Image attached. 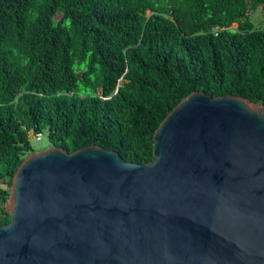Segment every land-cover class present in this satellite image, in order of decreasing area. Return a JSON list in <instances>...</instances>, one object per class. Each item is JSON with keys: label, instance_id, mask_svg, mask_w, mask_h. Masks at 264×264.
Segmentation results:
<instances>
[{"label": "trees", "instance_id": "trees-1", "mask_svg": "<svg viewBox=\"0 0 264 264\" xmlns=\"http://www.w3.org/2000/svg\"><path fill=\"white\" fill-rule=\"evenodd\" d=\"M264 0H0V226L30 131L74 152L154 160L188 95L264 105ZM237 25L236 28L233 25Z\"/></svg>", "mask_w": 264, "mask_h": 264}, {"label": "water", "instance_id": "water-1", "mask_svg": "<svg viewBox=\"0 0 264 264\" xmlns=\"http://www.w3.org/2000/svg\"><path fill=\"white\" fill-rule=\"evenodd\" d=\"M154 160L90 145L18 168L0 264H264V105L195 91Z\"/></svg>", "mask_w": 264, "mask_h": 264}, {"label": "rangeland", "instance_id": "rangeland-1", "mask_svg": "<svg viewBox=\"0 0 264 264\" xmlns=\"http://www.w3.org/2000/svg\"><path fill=\"white\" fill-rule=\"evenodd\" d=\"M248 16L256 25L264 27V7H259L257 9L250 10ZM233 27L236 28L237 25L235 24L233 25ZM32 144L34 149H30L26 151L25 153L26 158L29 157L31 154L38 152L39 150L45 148H51L54 146L50 141L47 132H44V135L40 140L36 138L32 139Z\"/></svg>", "mask_w": 264, "mask_h": 264}, {"label": "built area", "instance_id": "built-area-1", "mask_svg": "<svg viewBox=\"0 0 264 264\" xmlns=\"http://www.w3.org/2000/svg\"><path fill=\"white\" fill-rule=\"evenodd\" d=\"M43 135H44V132H36L34 130L30 131L31 139L36 138V139L40 140V139H42Z\"/></svg>", "mask_w": 264, "mask_h": 264}]
</instances>
